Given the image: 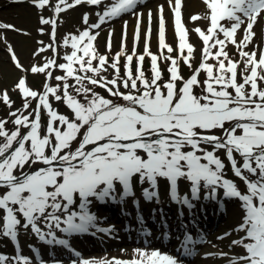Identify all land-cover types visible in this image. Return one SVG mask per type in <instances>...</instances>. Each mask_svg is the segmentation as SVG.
<instances>
[{"label":"snow or ice","instance_id":"obj_1","mask_svg":"<svg viewBox=\"0 0 264 264\" xmlns=\"http://www.w3.org/2000/svg\"><path fill=\"white\" fill-rule=\"evenodd\" d=\"M13 2L35 7L39 24L51 25L53 41L60 14L83 5L99 10L96 22H90V13L84 12L85 27L64 36L63 46L71 50L65 52L63 63H57L54 56L32 65L33 74L45 75L42 91L32 89L25 76L18 79L14 87L22 97L21 108L13 110L15 102L8 90H0V102L9 109L7 116L0 118V237L18 244L20 230H30L48 245L69 247L70 241L57 238L56 231L72 235L95 227L97 216L89 210L94 199L122 202L134 196L133 181L138 177L139 183L149 185L143 189L144 199L159 200V180L165 179L170 199L189 209L195 207L193 201L200 198L202 188L205 199L216 200L218 190L225 198L237 199L243 215L233 231L243 235L231 240L230 247H240L244 254L229 257L227 264H264V49L246 50L254 42L255 26L264 20V0H204L209 26L206 31L195 29L204 45L195 68V49L182 22V0H167L174 14L176 50L166 43L165 9L158 6L160 55L149 46L151 9L147 12L144 51L136 52L144 14L135 9L141 0ZM45 9H51L53 15H43ZM123 14L137 18L134 47L127 52L125 21L121 50L110 59L95 47L97 30ZM200 18L199 14L191 17L193 21ZM0 30L20 31L3 22ZM38 31L43 33L44 29ZM38 43L43 45V41ZM228 44L236 47L239 60L226 51ZM106 47L111 51L112 32ZM46 49L58 55L52 44L38 48L33 55ZM164 50L168 55H163ZM8 51L15 66L27 71L10 45ZM173 51L178 54L173 56ZM146 56L151 62L150 77L143 68ZM161 57L169 62L167 80L160 68ZM210 59L216 63H209ZM181 60L193 69L187 78L181 73ZM56 68L63 75L54 76ZM109 68L114 73L111 79L103 75ZM53 78L61 83H50ZM53 100L66 105L70 115L58 111ZM44 114L47 123L42 130ZM229 169L244 184L243 190L236 180L227 178ZM181 179L190 182L189 192L183 195L178 190ZM220 204L222 207L223 201ZM229 235L231 232H226L217 239ZM193 243L192 236L185 233L181 244L185 255L192 254L189 245ZM134 252L138 259H82L72 264H181L177 257L159 250ZM205 255L228 257L225 252ZM0 264H31V259L18 250L12 257L0 254ZM40 264L46 262L41 260Z\"/></svg>","mask_w":264,"mask_h":264},{"label":"rangeland","instance_id":"obj_2","mask_svg":"<svg viewBox=\"0 0 264 264\" xmlns=\"http://www.w3.org/2000/svg\"><path fill=\"white\" fill-rule=\"evenodd\" d=\"M54 3L55 0H52ZM106 3L110 2V0H105ZM164 6V16L166 20V43L173 47L174 50L178 48V38L175 33V23H174V14L171 11L167 0H150L147 3L141 2L138 7L135 9L137 13H143V18L141 22V38L138 42L135 43V48L137 54H141L144 51L145 47V38L144 32L148 27V18L147 12L149 9L153 12V19L151 22V38L149 41L150 51L160 55L161 50L159 49L158 44V28H159V16H158V6ZM99 9L94 8L92 6L83 5L76 6L73 9L66 10L64 13L60 14L57 18L58 22L56 25V38L53 41L50 37L51 33V25H40L38 20V10L31 6L28 2L14 3L13 0H0V22L9 23L16 26L20 31H12V30H0V90L7 89L11 99L15 102L13 106V110L15 108H21L22 106V97L17 90H15V84L21 76H25L27 79L28 85L37 91L43 90V84L45 83V75L44 74H33L30 69L34 64H42L48 58H53L57 60V63H63V56L65 52L70 51V48H65L63 46V38L68 33H78L79 30H82L85 25L82 22V15L84 12L90 13V22H96L95 12ZM208 12V9L204 3V0H182V22L188 30V40L194 46L195 52L192 60L193 68L197 67L201 62V50L204 47L203 42L195 29L197 27L202 30H207L209 26V20L204 18ZM46 17L52 16L53 13L51 9H45L42 12ZM199 14L201 16L200 19L193 21L191 17L193 15ZM127 22V39H126V49L128 53H131L134 47V32L137 24V18L133 14H123L119 18H115L112 21H109L101 26L99 31V36L95 41V47L100 54H106L111 59L112 56L115 55L116 52L121 50V39L122 33L124 31V24ZM39 28H43L44 32L41 33L38 31ZM256 32V36L254 38V42L249 45L248 51L264 49V20H261L254 28ZM109 32H112V48L109 51L106 47L109 37ZM221 38L222 35H221ZM39 41H43V45L38 43ZM52 44L53 47L56 48L58 55L54 54L51 49H46L43 53L38 55H33L34 52L37 51L38 48ZM15 51L18 60L20 61L23 69L27 71H22L15 66V63L11 59V54L8 51V46ZM216 49H213L215 51ZM226 51L233 59L239 60L240 57L238 55V50L235 46L228 44ZM177 51H173L172 55L176 56ZM185 54H187L185 50ZM163 55H168L167 51H163ZM209 63L215 64L216 62L212 59L208 61ZM123 64L124 58L121 57L120 65H121V75H123ZM136 61H133V70H135ZM151 62L150 58L145 57V61L143 64V68L145 74L147 76H151ZM168 66L169 62L165 61L161 57L160 68L163 73V79H168ZM181 73L187 78L191 75L192 70L187 65L180 61ZM240 70H243V64L240 66ZM54 76L63 75V71L56 68L53 69ZM109 79L113 78V70L111 68L108 69L107 73H103ZM205 78V74L202 72L200 75V79L203 80ZM239 79V76H238ZM52 84L61 83L56 81L54 78L49 81ZM242 82V81H241ZM69 83L74 85L75 81L69 79ZM92 87L91 85H89ZM264 87V84H261ZM124 91L123 88H121ZM74 91V89H72ZM95 91L99 92L102 95L107 96L108 93L99 87H95ZM196 92L199 93L200 89L197 88ZM53 106L64 114L70 115V110L64 105L62 102H56L53 100ZM32 107H35V101L32 102ZM9 112V109L0 102V118L6 117ZM47 123V115L44 114L42 116V130L43 126H46ZM8 127L11 128V123L8 124ZM219 134V132H217ZM221 157H223V153H220ZM239 160V156H237ZM227 178L234 179L239 184L240 188L244 189V184L238 180V178L234 177L232 171L229 169L226 171ZM134 186V196L127 197L124 200V203L121 204L123 206L132 205L135 201H140L145 203V205H150L151 207H155V209H160V206H168L170 209H173V205H175L170 200L169 183L165 179L159 180V200L147 201L143 197V189L149 187L147 182L143 184L139 183V179L134 178L133 181ZM117 191H120L121 186L117 184ZM190 182L181 179L178 181V190L180 194H184L189 192ZM202 200L201 202L205 203V194L206 190L202 188L201 193ZM220 197H223L222 190H218V194ZM210 200H208L209 202ZM223 203L226 205L225 211L216 214L213 213V220H211V224H208L207 227L203 222L199 224L196 219V227L187 226L186 225H177L174 223V214L171 210L169 213V220L172 225L175 226L176 229L167 228L160 226L155 227V233L147 234L149 241H143V237L138 235V227L133 231L127 232L123 229L125 221L118 222L119 226H113L109 229V231H103L108 236L106 239L103 237L100 238L102 241L99 242V238H91V236L86 233H74L73 235H67L64 233L56 231L57 238L68 239L70 241V249L69 247H65L62 245H48L43 241H40L35 234H33L30 230L24 231L20 230L18 236V244L15 241H11L10 238L0 237V254L7 255L12 257L17 254L19 250L23 255L29 256L31 259V264H40L41 260L45 261L46 264H55V262H59V264H72L73 260H82V259H97V260H112V258H118L122 260H132L134 257L139 258L137 254L134 252L136 249H143L147 251L151 250H159L161 253H166L177 257L178 260L181 261V264H227V259L233 255L244 254V250L240 247H230L231 240L238 239L239 236L243 235V233L235 232L233 229L241 222V217L243 212L240 207V202L237 199H230L223 197ZM123 202V201H122ZM120 202V203H122ZM200 203L197 200H194L193 203ZM224 205V206H225ZM103 209H107L104 206H100L99 204L90 205L89 210L99 216L102 221L103 219H114L108 217L103 214ZM78 210V209H76ZM159 217H156L158 221ZM133 225V223H131ZM100 226L99 228L108 229L105 227V224L102 222L96 221V226ZM43 227V225H42ZM206 227V228H205ZM171 230V235L175 239L174 242L180 247L181 254H178L177 251H173L168 245L170 243H166L158 237L161 238V235L166 232L167 229ZM166 229V230H165ZM46 230V229H45ZM205 230H210L208 236L205 233ZM231 232V235L224 239H217V237L223 236L224 233ZM185 233L192 236L193 241L195 242L198 239L203 241L202 245L194 252V256L188 258L187 256L182 255L183 247L181 246L182 241L184 240ZM190 247H194V243L189 245ZM86 247H89L85 250ZM72 249V252H71ZM203 250L202 252L207 253H220L225 252L228 253V257H221L218 255L211 256H202L197 258L196 255L199 250ZM74 251L80 253L79 256H76Z\"/></svg>","mask_w":264,"mask_h":264},{"label":"bare ground","instance_id":"obj_3","mask_svg":"<svg viewBox=\"0 0 264 264\" xmlns=\"http://www.w3.org/2000/svg\"><path fill=\"white\" fill-rule=\"evenodd\" d=\"M108 201H109V203H110V199H108ZM111 203H112V201H111ZM112 204H113V203H112ZM130 209H131V208H129V207L127 208L128 211H129Z\"/></svg>","mask_w":264,"mask_h":264}]
</instances>
